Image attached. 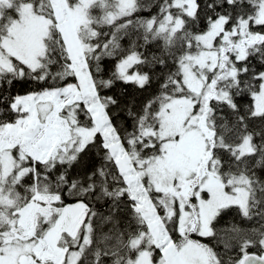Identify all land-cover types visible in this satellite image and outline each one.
Segmentation results:
<instances>
[{
	"label": "snow or ice",
	"instance_id": "snow-or-ice-1",
	"mask_svg": "<svg viewBox=\"0 0 264 264\" xmlns=\"http://www.w3.org/2000/svg\"><path fill=\"white\" fill-rule=\"evenodd\" d=\"M0 264H264V0H0Z\"/></svg>",
	"mask_w": 264,
	"mask_h": 264
},
{
	"label": "trees",
	"instance_id": "trees-1",
	"mask_svg": "<svg viewBox=\"0 0 264 264\" xmlns=\"http://www.w3.org/2000/svg\"><path fill=\"white\" fill-rule=\"evenodd\" d=\"M146 2L148 3L149 0H147ZM155 11H156V9L153 8L151 12L144 11V12L139 13V15H141V16H150ZM126 88H127V91H125ZM28 90H29V86L28 85H22V86L21 85H18L16 87V89H14V91L19 92L21 94H23L24 92H26ZM112 92L115 95H117V96H119L121 98H125V97L131 98L132 96L137 95V93L134 92V90L130 86H125V85H121V84H117L116 87L112 90ZM145 95H146V93H145ZM140 98L142 99L143 97H140ZM229 220H233L236 224H239L242 227L249 226L245 222L241 221L238 217H234V216H231V215L224 217L220 221V225L227 226Z\"/></svg>",
	"mask_w": 264,
	"mask_h": 264
},
{
	"label": "rangeland",
	"instance_id": "rangeland-1",
	"mask_svg": "<svg viewBox=\"0 0 264 264\" xmlns=\"http://www.w3.org/2000/svg\"><path fill=\"white\" fill-rule=\"evenodd\" d=\"M147 0H144V2H146ZM147 3V2H146Z\"/></svg>",
	"mask_w": 264,
	"mask_h": 264
}]
</instances>
